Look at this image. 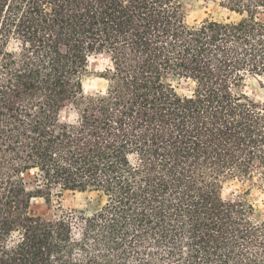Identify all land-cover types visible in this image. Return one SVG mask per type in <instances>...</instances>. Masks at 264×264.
Here are the masks:
<instances>
[{"label": "trees", "instance_id": "1", "mask_svg": "<svg viewBox=\"0 0 264 264\" xmlns=\"http://www.w3.org/2000/svg\"><path fill=\"white\" fill-rule=\"evenodd\" d=\"M221 5L239 17L189 24L182 0H0V264H264V220L222 195L228 179L264 182V102L246 90L264 84V0ZM98 55L107 88L86 94ZM56 188L101 206L77 231L33 214Z\"/></svg>", "mask_w": 264, "mask_h": 264}, {"label": "rangeland", "instance_id": "2", "mask_svg": "<svg viewBox=\"0 0 264 264\" xmlns=\"http://www.w3.org/2000/svg\"><path fill=\"white\" fill-rule=\"evenodd\" d=\"M222 0H182L189 24L199 23L206 18L214 19H236L239 16L230 12L221 5ZM264 18V13L259 14ZM109 66V60L104 55L92 56L89 61L88 73L84 78V90L86 94H100L107 88V80L101 77L102 73ZM175 90L181 95H190L194 84L176 75H169L166 78ZM87 84V87L85 85ZM247 92L258 100L264 102V84L259 77H250L246 87ZM63 116L74 120L78 113L74 107L63 112ZM30 171L25 174L29 188H34V174ZM222 195L225 200H236L247 198L254 206L255 214L264 220V182H250L238 179H228L223 182ZM101 203L96 192H73L56 188L51 195V204L48 205L44 197H34L31 202V212L35 215H52L55 219L70 217L74 221V230L80 223L78 217L88 216L99 209Z\"/></svg>", "mask_w": 264, "mask_h": 264}, {"label": "clouds", "instance_id": "3", "mask_svg": "<svg viewBox=\"0 0 264 264\" xmlns=\"http://www.w3.org/2000/svg\"><path fill=\"white\" fill-rule=\"evenodd\" d=\"M85 87H87V84L85 85Z\"/></svg>", "mask_w": 264, "mask_h": 264}]
</instances>
